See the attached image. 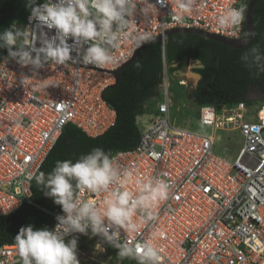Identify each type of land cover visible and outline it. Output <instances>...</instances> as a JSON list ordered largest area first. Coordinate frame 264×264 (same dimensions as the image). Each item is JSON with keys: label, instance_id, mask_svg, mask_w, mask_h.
I'll list each match as a JSON object with an SVG mask.
<instances>
[{"label": "built area", "instance_id": "1", "mask_svg": "<svg viewBox=\"0 0 264 264\" xmlns=\"http://www.w3.org/2000/svg\"><path fill=\"white\" fill-rule=\"evenodd\" d=\"M150 2L156 9L145 15L137 6L135 21L112 52L113 63L50 62L33 69L21 66L8 53L1 58L0 216L30 203L33 177L65 126L71 124L92 138L113 127L115 112L102 93L115 85L117 71L140 47L133 46V32L161 38L162 48L165 34L174 29H196L240 40L250 0H196L182 23L175 19V0ZM229 7H243V20L234 29L224 30L216 18ZM29 16L14 24L33 26L35 21ZM44 32L48 37L54 34V30ZM161 77L162 99L156 112L147 120L141 119L146 114L136 117L140 133L137 146L117 151L112 157L122 169L131 171L134 179H162L170 185V192L155 206L154 219L142 221L144 214L138 213L136 231H122L120 242L133 245L138 254L145 244L152 245L159 252L158 264H264V107L243 102L231 107H199L201 125L241 137L234 160L228 161L213 153V136L171 124L169 78L164 68ZM178 83L187 86L184 81ZM128 187L134 190L135 186L129 183ZM79 195L102 200V194ZM49 214L55 228L57 215L63 213ZM73 236L89 238L98 253L117 250L90 230ZM19 263L22 259L15 244L0 246V264Z\"/></svg>", "mask_w": 264, "mask_h": 264}, {"label": "clouds", "instance_id": "2", "mask_svg": "<svg viewBox=\"0 0 264 264\" xmlns=\"http://www.w3.org/2000/svg\"><path fill=\"white\" fill-rule=\"evenodd\" d=\"M175 3L176 22L182 23L196 0H175ZM138 5L143 15L156 9L150 0H43L42 3L27 0L29 20L35 24L31 27L11 24L5 28L0 32V48L7 49L8 57L21 66L33 69H41L50 62L110 64L115 59L113 50L135 21ZM243 11V7H229L216 18L218 27L229 30L239 26ZM45 29L54 30V34L46 36ZM130 39L133 46L139 47L152 38L147 33L133 32ZM249 51L251 61L245 66L255 65L264 72V54L259 46ZM241 59L248 61V54ZM33 178L45 195L61 207L63 215H57L58 223L53 229L34 230L29 225L19 230L15 245L23 264H79L77 238L73 234H87L89 230L114 246L121 259L158 264L160 257L155 247L145 244L138 254L133 245L120 242V236L122 231H136L138 213L144 214L142 221L154 219L155 206L169 196L170 185L166 181L154 177L134 179L131 171L122 169L100 147L75 160H58L50 172H39ZM129 183L134 184V190L129 189ZM81 192L102 194V200L84 199L79 195ZM69 236L72 238L67 239Z\"/></svg>", "mask_w": 264, "mask_h": 264}, {"label": "trees", "instance_id": "3", "mask_svg": "<svg viewBox=\"0 0 264 264\" xmlns=\"http://www.w3.org/2000/svg\"><path fill=\"white\" fill-rule=\"evenodd\" d=\"M26 2L0 0V32L11 24L24 21L30 13ZM250 16L254 36L243 48H232L201 35L184 33L167 36L163 48L161 42L144 44L134 61L120 71L116 84L102 93L103 100L115 112L113 127L92 138L71 124L65 126L37 174L50 172L58 160H75L96 147L111 156L117 151L136 147L140 137L136 117L146 114V103L150 99L160 98L159 85L164 62L171 64L197 60L203 65L194 70L199 75L195 87L186 90V98L197 108L206 105L231 107L241 102L252 106L255 100L248 97V92L258 88L264 94V72L258 71L255 65L251 68L245 65L251 61L249 50L252 47L258 45L261 54H264V0L254 4ZM246 35L244 28L242 37ZM6 53L5 48H0V60ZM245 54L249 56L248 61L241 59ZM149 111L155 113L156 106ZM31 190L30 203H24L18 210L0 216V246L15 244V236L22 227L31 225L34 230L53 228V218L49 213H60L61 207L54 203L52 197L45 195L34 179ZM80 247L86 249L83 244ZM106 254L111 256L112 262H135L130 258L121 259L113 248H108Z\"/></svg>", "mask_w": 264, "mask_h": 264}, {"label": "rangeland", "instance_id": "4", "mask_svg": "<svg viewBox=\"0 0 264 264\" xmlns=\"http://www.w3.org/2000/svg\"><path fill=\"white\" fill-rule=\"evenodd\" d=\"M199 65L195 60H189L187 63L173 62L167 64L164 62V70H166L169 78V98H170V122L178 128H187L203 135H211L214 138L213 153L228 161H233L239 148L242 145L241 137L235 132L216 131L213 132L210 127L201 125L198 120V109L190 103L186 98V90H191L195 87L199 75L194 73V70ZM194 75L195 77H187L186 75ZM184 81L186 87L178 83ZM160 93L161 90L159 89ZM248 97L255 100L254 108L264 107V94L258 88H252L248 92ZM150 99L146 106L148 107L146 115L142 116V120H147L162 96ZM149 111V112H148ZM80 244L86 246L82 250ZM79 245V246H78ZM77 258L79 264H121L120 262H112L111 256L105 253H98L91 247L90 239L87 237L77 238ZM19 264H23L19 263ZM133 264H137L135 261Z\"/></svg>", "mask_w": 264, "mask_h": 264}, {"label": "water", "instance_id": "5", "mask_svg": "<svg viewBox=\"0 0 264 264\" xmlns=\"http://www.w3.org/2000/svg\"><path fill=\"white\" fill-rule=\"evenodd\" d=\"M258 1L259 0H250L249 4H248V6H247V8L245 10V14H244V28H245V31H246L247 35H246L245 38H242L240 40H230V39L222 38V37L215 36V35H212V34H208V33L202 32L200 30H196V29H189V30H187V29H174V30H170V31H168L165 34L164 38H166L167 36H169L171 34H179V33H184V34H197V35L204 36L206 38H209L211 40L217 41L219 43H222V44L227 45V46L232 47V48H243L248 43H250V41L252 40V38L254 36V27H253V24H252L251 16L250 15H251V10H252L254 4L256 2H258ZM160 41H161V38L158 37V38H153L150 41L145 42L144 44L151 43V42H160ZM143 45H141L136 50V52H135L134 56L132 57V59L126 65H124L123 68L126 67L127 65H129L130 63H132L134 61V59L138 55V53H139V51H140V49H141V47ZM6 51H7V49H6ZM122 69L118 70L117 73H116V82L119 79L120 71Z\"/></svg>", "mask_w": 264, "mask_h": 264}, {"label": "bare ground", "instance_id": "6", "mask_svg": "<svg viewBox=\"0 0 264 264\" xmlns=\"http://www.w3.org/2000/svg\"><path fill=\"white\" fill-rule=\"evenodd\" d=\"M202 32H203V31H202ZM164 39H165V38H164ZM160 42H161V41H160ZM186 76H187L188 78H189V77H195V79H196V76H194L193 74H192V75L187 74ZM113 86H114V85H113Z\"/></svg>", "mask_w": 264, "mask_h": 264}, {"label": "flooded vegetation", "instance_id": "7", "mask_svg": "<svg viewBox=\"0 0 264 264\" xmlns=\"http://www.w3.org/2000/svg\"><path fill=\"white\" fill-rule=\"evenodd\" d=\"M243 38H245V37H243ZM197 63H198V65H199V67H200V62L199 61H197V60H195ZM179 63V62H178Z\"/></svg>", "mask_w": 264, "mask_h": 264}]
</instances>
